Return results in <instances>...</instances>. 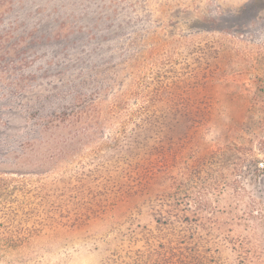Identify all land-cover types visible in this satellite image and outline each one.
<instances>
[{"label": "rangeland", "instance_id": "obj_1", "mask_svg": "<svg viewBox=\"0 0 264 264\" xmlns=\"http://www.w3.org/2000/svg\"><path fill=\"white\" fill-rule=\"evenodd\" d=\"M158 87L189 90L210 111L198 126L169 122L173 170L79 227L1 244L0 264H97L99 237L190 169L198 186L212 177L206 200L220 218L264 244V0H0L3 176L61 169ZM147 100L166 106L164 95Z\"/></svg>", "mask_w": 264, "mask_h": 264}, {"label": "trees", "instance_id": "obj_2", "mask_svg": "<svg viewBox=\"0 0 264 264\" xmlns=\"http://www.w3.org/2000/svg\"><path fill=\"white\" fill-rule=\"evenodd\" d=\"M142 94L138 106L123 108L107 140L61 169L38 171L36 178L0 173V246L14 248L45 230L79 227L116 199L141 192L154 176L173 170L176 149L164 138L169 122L181 117L201 125L209 108L202 106L204 97L196 99L189 90L158 87ZM154 94L164 95L166 106L148 104L147 96ZM205 175L198 186L190 169L183 182L174 179L158 192L146 210L137 208L100 236L97 264H264V244L236 232L240 223L220 218V207L206 200L212 177ZM96 242L88 248L99 249Z\"/></svg>", "mask_w": 264, "mask_h": 264}, {"label": "built area", "instance_id": "obj_3", "mask_svg": "<svg viewBox=\"0 0 264 264\" xmlns=\"http://www.w3.org/2000/svg\"><path fill=\"white\" fill-rule=\"evenodd\" d=\"M261 165L263 166V163H261Z\"/></svg>", "mask_w": 264, "mask_h": 264}]
</instances>
